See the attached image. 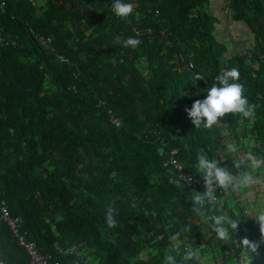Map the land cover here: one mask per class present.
I'll list each match as a JSON object with an SVG mask.
<instances>
[{"label": "trees", "instance_id": "16d2710c", "mask_svg": "<svg viewBox=\"0 0 264 264\" xmlns=\"http://www.w3.org/2000/svg\"><path fill=\"white\" fill-rule=\"evenodd\" d=\"M36 1L0 7V200L21 220L19 234L56 264H164L169 236L187 224L183 243H212L211 229L190 212L189 196L205 190L196 153L207 151L233 174L240 152L264 157V0L224 2L221 14L252 33L241 51L221 38L212 0H124L134 5L126 20L112 0ZM117 36L141 43L125 48ZM231 68L254 117L195 128L185 108ZM198 73L204 80L195 81ZM171 158L194 187L179 182ZM109 206L115 228L105 223ZM251 226L245 222L242 240L257 235ZM234 237L236 259L247 253L248 264H264L259 249ZM16 238L0 219V264H29ZM221 253L222 261L230 256Z\"/></svg>", "mask_w": 264, "mask_h": 264}, {"label": "clouds", "instance_id": "9594fccd", "mask_svg": "<svg viewBox=\"0 0 264 264\" xmlns=\"http://www.w3.org/2000/svg\"><path fill=\"white\" fill-rule=\"evenodd\" d=\"M111 11L116 17L128 19L134 12V5L126 3L124 0H112ZM115 43L121 44L125 48L136 49L141 43L139 39L128 37L122 39L117 36ZM195 81L204 80V76L196 74ZM240 73L237 68L223 71L215 77V83L207 89V95L204 99H197L191 105V108H185L187 116L190 118L195 128L212 129L219 126L221 121L228 115H240L246 119H252L255 114V105L250 104L245 95V88L242 83H239ZM248 143L252 148H255V140L251 138ZM228 153L236 152V146L233 144L226 145ZM197 172L201 174L204 188L203 192H193L189 199L192 202L190 212L200 221L205 222L215 233V238L218 241H223V244L228 243L232 239V233L235 234L234 240L240 242L242 240V228L246 221L252 222V230L256 233L254 224L259 225L260 239L258 241H250L244 238L241 242V247L250 250L252 253L260 254L264 247V204L259 205V210L253 209L251 212L243 210H228L225 208L224 213L215 214L217 207L223 204V200L215 195L216 189L219 188L225 195L233 191L249 190L256 185H264V157H258L253 151H247L244 156L235 164L237 169L243 166V170L238 174L233 172L227 166H221V161L216 158H209L208 152L199 150L196 153ZM222 197V196H221ZM223 207V206H221ZM233 211L237 212L238 217H231L227 214ZM238 212L240 214H238ZM254 214V218H251ZM244 216L245 220L240 218ZM116 210L109 206L105 210V223L109 228L117 226ZM239 224L241 228H238ZM191 231V225L181 226L169 236L170 248L164 257V264H189V262L200 261L201 264H208L202 254V249L196 246H189L182 242V236ZM264 254V253H263ZM179 256V259L177 258ZM239 264L245 263L244 256L240 255ZM236 260V258H235ZM234 260V262H235Z\"/></svg>", "mask_w": 264, "mask_h": 264}, {"label": "crops", "instance_id": "0c3cea01", "mask_svg": "<svg viewBox=\"0 0 264 264\" xmlns=\"http://www.w3.org/2000/svg\"><path fill=\"white\" fill-rule=\"evenodd\" d=\"M224 2H225V0H212V2H211V6L214 10L215 16L218 17L219 19H221V21H220L221 29L224 30V33L221 34V38L228 44V46L230 48H233L235 51H241L243 49H246L250 45H252V39H253L252 33L246 24L234 23L230 18L225 17V15L223 16L221 14V9L224 8L223 7ZM237 162H238V160H237ZM242 170H243V166H241L239 171H242ZM260 189H261L260 186H258V185L254 186L249 192H247V197L243 198L242 199L243 201H241V191L242 190L233 191V192H230L229 194L225 195V197H228L229 207H231L230 210L234 211V210L238 209L237 211H239V206H240V205H238L239 202L241 204H244V201H246L248 203L253 204V198H254L255 192H260L261 191ZM231 193H235L233 197H235L237 201H235V198L233 200L234 202H232V200L229 199V197L231 196L230 195ZM256 209L259 210V207H256ZM246 210L248 212H251V210H249V209H246ZM241 211H242V209H241ZM236 214H237V212H236ZM238 214H240V213L238 212ZM214 235L215 234L212 233V237H213L212 243L206 244L204 242H201V244L202 243H204V244H203V246L200 245V249L202 248V249H205L206 251L211 249L214 253V255H205L204 252L201 251L204 259L208 262V264H213V262H214L213 258L217 257L215 259L217 262H220V263L224 262V264H232L235 260V255H234L235 251L233 252V250L227 245L228 243L223 244V245L221 244V248L217 251V248L215 247V245L217 243L216 242L217 239L215 238ZM210 236H211V232L208 233V237H210ZM206 240L207 239H205V242H206ZM207 245H209L210 248L206 247ZM221 250L225 254L229 253V255H230L226 259V261H222V259L219 257L222 254ZM263 253H264V251H262V254Z\"/></svg>", "mask_w": 264, "mask_h": 264}, {"label": "built area", "instance_id": "2783aa9c", "mask_svg": "<svg viewBox=\"0 0 264 264\" xmlns=\"http://www.w3.org/2000/svg\"><path fill=\"white\" fill-rule=\"evenodd\" d=\"M7 1H9V0H0V7L4 8L6 3H7ZM25 1H27L31 5H36V2H37L36 0H25ZM150 132L155 133L156 131L151 129ZM171 153L173 154L174 151H171ZM170 163L175 164V167L179 171V175H178L179 176V182H181V184H183L185 186L194 187V182L196 181L194 176H192L189 173L184 172L182 165L181 164H177L175 159L171 158L170 159ZM164 165H166L165 162H164ZM217 190H218V194L215 193V195H217V197L221 199V196L219 195L221 193V189L218 188ZM221 200H223V199H221ZM221 206H224V202H223V204ZM0 219L2 221H4L7 226H9V228L13 232L14 236L18 238V239L16 238L18 243L28 253V255H29V264H56V263H54L52 261H49L48 256L41 255L39 252H37L33 242L25 241L24 235L19 234V228H20V225H21V220L19 218L11 217L10 214H9V211L7 210V208H6L5 204H4V202L1 201V200H0ZM72 250H71V252H72ZM84 261H86V259Z\"/></svg>", "mask_w": 264, "mask_h": 264}, {"label": "rangeland", "instance_id": "374dc122", "mask_svg": "<svg viewBox=\"0 0 264 264\" xmlns=\"http://www.w3.org/2000/svg\"><path fill=\"white\" fill-rule=\"evenodd\" d=\"M247 141V140H246ZM236 151H237V149H236ZM247 151H243V152H238L242 157L244 156V154L246 153ZM235 155V154H234ZM239 158H242V157H240V156H238ZM261 171H264V169H262ZM258 186H260L261 187V191L260 192H255V195H254V198H253V204H251V203H248V202H246V201H244V204H241L240 202H239V204L238 205H240L239 206V212H242L241 211V209H243V210H246V209H249V210H253V209H256V207H259V205L260 204H264V185H258ZM251 189H249V190H242L241 191V201H243L242 199L243 198H245V197H247V192H249ZM234 194L235 193H231L230 195V197H229V199H231L232 200V202H234L233 200H234V198L235 197H233L234 196ZM235 201H237L236 200V198H235ZM238 210V209H237ZM256 210H258V209H256ZM251 218L252 219H255L254 218V214H252L251 215ZM257 223V222H256ZM255 223V224H256ZM258 224V223H257ZM255 227H258L259 228V226L257 225V226H255ZM256 234L257 235H255L254 236V238H253V242H255V241H258L259 239H260V232L258 231V232H256ZM201 246H203V245H201ZM217 247V246H216ZM261 248L262 247H264V245H261L260 246ZM202 249V248H201ZM260 249V248H259ZM202 251L204 252V254L205 255H214V253H213V251L211 250V249H209L208 251H206L205 249H202ZM244 254V253H243ZM247 254V253H246ZM244 255V258H245V264H248V261H249V259H248V257H247V255ZM261 257H264V256H261ZM240 258V257H239ZM218 264H220V263H218ZM232 264H239V259H236L235 260V262H233Z\"/></svg>", "mask_w": 264, "mask_h": 264}]
</instances>
